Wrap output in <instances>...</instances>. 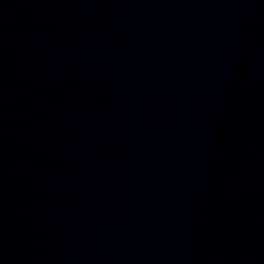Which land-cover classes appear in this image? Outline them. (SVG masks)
Segmentation results:
<instances>
[{
    "label": "water",
    "instance_id": "obj_1",
    "mask_svg": "<svg viewBox=\"0 0 264 264\" xmlns=\"http://www.w3.org/2000/svg\"><path fill=\"white\" fill-rule=\"evenodd\" d=\"M0 264H264V0H0Z\"/></svg>",
    "mask_w": 264,
    "mask_h": 264
}]
</instances>
